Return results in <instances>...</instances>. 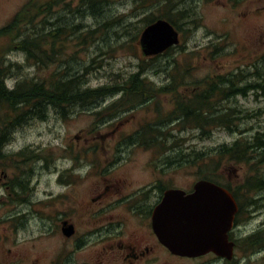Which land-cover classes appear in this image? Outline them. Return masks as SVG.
<instances>
[{"label": "rangeland", "instance_id": "rangeland-1", "mask_svg": "<svg viewBox=\"0 0 264 264\" xmlns=\"http://www.w3.org/2000/svg\"><path fill=\"white\" fill-rule=\"evenodd\" d=\"M28 1L0 0V28ZM43 1L38 0L39 3ZM181 1L176 8L192 12L195 20L190 23L185 22L188 19L177 21L180 24L177 47L184 48H176L153 60L142 56L138 40L134 41L133 37L142 28L140 18L156 11L161 2L144 10L139 0H106L93 9L85 6L76 12H69L62 6L52 9L48 21L60 18L57 24L76 26L77 35L90 29L98 30L93 42L78 44L73 41L66 50L69 54L77 50L74 56L71 54L74 57L69 65L71 74L78 75L86 66L90 67L85 86L120 84L138 70L144 59L149 66L143 76L158 87L165 86L166 90L152 102L134 105L112 116L105 109L118 99V95H106L91 104L71 108L66 118L51 109L45 120L32 119L9 134L6 152L32 151L34 158L13 156L5 166H0V264H21L24 251L30 255L36 250L35 242L51 245L53 236L45 234L43 226L56 225L55 194H63L67 189L56 180L55 167L69 166L73 170L69 177L76 182L82 177L117 174L140 179L154 177L162 187L183 189L201 179L207 168L196 154L208 152L203 156L208 159L209 151L220 145L237 141H249L252 145L254 137L264 145V72L258 62L264 54V0ZM67 2L75 8V0ZM161 11L159 7L157 12ZM35 23H39L38 18ZM21 38L20 35L18 39ZM7 44L8 37L0 38V54L22 65L20 70L12 69L7 80L11 86L22 77L33 76L36 69L25 65L21 52L6 49ZM172 59L180 62L176 77L188 75L186 80L168 79L167 62ZM212 75H228V81L233 82V90L224 98L226 100L215 102L214 108L232 110L230 116H235L236 122H230L228 127H211L206 130L210 134L205 137L200 135L201 129L181 130L173 127L175 121H166L165 115L171 112L173 104L200 91L204 83L199 81ZM242 88L245 90L241 91ZM100 109L103 114L97 118L93 114ZM158 119L164 120L160 125L162 135L158 137L164 145L155 141L150 133L154 146H131L136 145L134 142L142 144L141 140H135L138 134H134L143 132L140 126L153 124ZM248 163L218 164L216 182L231 188L242 184L253 174L254 167ZM262 168L264 170V165ZM16 177L23 182L26 178L29 180L26 192L20 191L22 184L17 185ZM67 177L64 174L62 179ZM76 189L82 194L86 185L77 184ZM253 195L257 202L249 210L255 209L245 215L247 220L244 219L236 233L238 247L231 260L212 256L178 259L163 254L162 261L168 260V264H264V249L256 251L249 242L241 241L264 227V190ZM59 198L62 201L66 197ZM40 258L49 259L47 251L40 253Z\"/></svg>", "mask_w": 264, "mask_h": 264}, {"label": "trees", "instance_id": "trees-1", "mask_svg": "<svg viewBox=\"0 0 264 264\" xmlns=\"http://www.w3.org/2000/svg\"><path fill=\"white\" fill-rule=\"evenodd\" d=\"M75 1V8L72 9L71 3H68L67 0H45L41 3L38 0H29L4 27L0 28V38L8 37L6 49H14L21 52L24 55L25 65L36 69L33 76L20 78L9 88L6 82L10 78L12 69L17 68L20 70L22 65L12 62L6 56L0 54V166H5L11 157L13 159V156L27 160L30 156L34 158L32 157V151L26 150L19 154H12L6 152L4 148L9 141V134L15 128L32 119L45 120L48 111L51 109L58 111L62 118H66V114L71 108L91 104L106 95L119 94V99L112 102L105 109L108 115L112 116L115 112H121L134 105L145 104L146 101L152 102L166 90L165 86L158 87L147 76H143L146 67L149 66L144 63V59H141L138 70L120 84L93 88L85 86V76L89 73V66H86L82 73L78 75L71 74L69 65L70 61L74 60L73 56L77 50L71 53L72 56L66 51L68 45L73 41L78 44L93 42L98 30L90 29L86 33L77 35L76 26H64L65 23L62 24L63 26L58 25L60 18L55 22H49L50 13L51 15L53 14L52 9L56 6H62L69 12L79 11L81 7L85 6L93 9L106 0ZM139 1L142 5L140 6L142 10L161 2V5L156 7V11H152L140 18L139 23H142V28L158 18L166 19L178 30H180L178 20L181 22L184 19H188L185 21L188 23L195 21L192 19V12H188L187 9L176 8L177 5L182 3L181 0ZM159 7L162 11L158 13ZM37 18L39 19L38 24L35 23ZM142 28L138 29V33L133 37L134 41L138 40L137 35ZM20 35L22 38L18 39ZM130 43L134 42L130 41ZM176 48L183 49L184 47L179 46L168 49L163 55L173 52ZM153 59H156V57L151 58V60ZM258 62L260 63L259 67H262L264 72V54L259 57ZM167 63V66H169V68H166L169 74L168 79L183 81L188 78V75L176 77L180 62L172 59ZM234 77L232 76L233 81L237 82ZM199 82L204 83L202 89L192 93L184 100L178 99L173 104L171 112L166 114L165 117L166 121H175L173 127L177 126L181 130L201 129L200 135L207 137L210 132H206V130H210L211 127H228L230 122L234 123V120L236 122L235 116H230L232 110L227 108H219L217 110L214 108L215 102L220 103L221 99L226 100L224 98L233 90V82L228 81V75L224 77L220 75L207 76ZM240 90H245V88ZM215 98L217 101H215ZM100 114H103L101 109L93 115L100 118ZM162 123H164V120L158 119L153 124L147 123L140 126V128L143 132L152 130L154 140L164 145V141L158 139L162 135L160 127ZM260 141L262 140L254 137L252 145L256 143L253 146L249 141H237L230 145H220L209 151L210 156L208 159H203V156L208 152L196 154L198 159L202 161V165L207 167L205 169L201 168V170L204 169L202 178L212 181H217L218 164L222 162L238 164L249 161L248 164L253 165V174L235 188L218 182V184L232 192L238 203L239 210L235 215L234 221L235 226L239 228L244 223V219L245 221L247 220L245 215L249 214L250 210L254 211L255 209L250 208L249 210V207H255L257 202L255 195L252 196V194L264 190V170L262 168V165H264V145L261 146ZM27 155L30 156L24 158ZM212 159L217 161L213 162ZM208 161L211 162L209 164V166L211 165L210 167L208 166ZM18 178L20 177H16L17 182H19L17 185L22 184L20 191L22 193L23 191L26 192V183L23 182L22 178H20L21 181ZM241 197H245V199H241ZM249 216L251 217V215ZM234 241L235 247H238L237 239L234 238ZM241 241L249 242L251 248L256 251L264 249V227L262 230L244 237Z\"/></svg>", "mask_w": 264, "mask_h": 264}, {"label": "flooded vegetation", "instance_id": "flooded-vegetation-1", "mask_svg": "<svg viewBox=\"0 0 264 264\" xmlns=\"http://www.w3.org/2000/svg\"><path fill=\"white\" fill-rule=\"evenodd\" d=\"M150 133L153 134L152 130L135 132L139 137L135 140L142 144L134 142L136 145L131 146H154ZM55 170L56 180L67 189L63 194H55L56 225L43 226L53 240L51 245L35 242L36 250L30 255L24 251L21 264H168V260L162 261L163 254L183 259L171 254L158 240L153 227L154 213L169 189H180L188 195L202 178L182 189L162 187L154 177L140 179L117 174L82 177L76 182L69 177L73 171L69 166ZM64 174L68 175L66 180L62 179ZM24 182L27 186L29 180ZM77 184L86 185L84 193H78ZM60 196L66 197L62 198L64 203ZM44 251L49 259L40 258ZM205 256L219 259L212 253Z\"/></svg>", "mask_w": 264, "mask_h": 264}, {"label": "water", "instance_id": "water-1", "mask_svg": "<svg viewBox=\"0 0 264 264\" xmlns=\"http://www.w3.org/2000/svg\"><path fill=\"white\" fill-rule=\"evenodd\" d=\"M179 43L178 32L157 19L139 37L144 56H155ZM238 207L232 194L209 181H198L194 191L168 190L154 213L153 227L159 241L174 255L197 258L207 253L231 260L233 242L227 232Z\"/></svg>", "mask_w": 264, "mask_h": 264}, {"label": "bare ground", "instance_id": "bare-ground-1", "mask_svg": "<svg viewBox=\"0 0 264 264\" xmlns=\"http://www.w3.org/2000/svg\"><path fill=\"white\" fill-rule=\"evenodd\" d=\"M72 71V70H71ZM23 78V77H22ZM6 84H7V82H6ZM7 86H9L8 84H7ZM5 150H6V148H5ZM7 151V150H6ZM23 151H26V150H21L19 153H21V152H23ZM19 153H13V154H19Z\"/></svg>", "mask_w": 264, "mask_h": 264}]
</instances>
